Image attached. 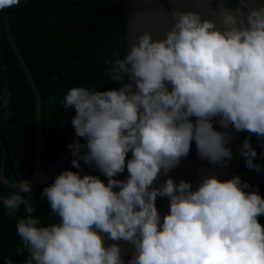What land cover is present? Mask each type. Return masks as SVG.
<instances>
[{"label":"clouds","instance_id":"9594fccd","mask_svg":"<svg viewBox=\"0 0 264 264\" xmlns=\"http://www.w3.org/2000/svg\"><path fill=\"white\" fill-rule=\"evenodd\" d=\"M20 3L0 0V12ZM197 3L205 7H172L162 35L145 30L123 56L113 51L105 74L118 88L66 92L75 171L40 193L56 222L35 214L27 180L0 196L9 216L24 211L15 223L22 264H264L258 186L239 175L220 180L208 167L195 188L170 175L193 144L199 160L226 169L241 133L249 134L238 147L245 167L264 172L251 143L254 135L264 148V0ZM158 198L169 202L163 216Z\"/></svg>","mask_w":264,"mask_h":264},{"label":"trees","instance_id":"16d2710c","mask_svg":"<svg viewBox=\"0 0 264 264\" xmlns=\"http://www.w3.org/2000/svg\"><path fill=\"white\" fill-rule=\"evenodd\" d=\"M11 36L31 73L41 99L43 155L45 169L55 157L68 148L75 136L72 109L62 108L61 101L73 87L109 90L119 85L107 80L106 61L113 51L126 53V15L124 0H21L19 6L6 9ZM8 100L6 108L3 100ZM35 102L30 87L9 47L0 12V142L5 148L3 176L10 182L27 180L32 175L35 159ZM242 133V142L248 138ZM251 143L258 153L256 163L264 167L260 158L264 148L258 147L253 135ZM1 156V151H0ZM72 157L43 186H33L36 215L42 224L56 222L48 217L46 198L41 199L43 187L65 169H71ZM237 175L259 188L264 197V172L245 167L241 157ZM87 174H96L81 162ZM75 171V169H71ZM16 189L0 184V196ZM24 215L20 209L9 216L0 202V264L8 260L22 264V246L15 229L16 218ZM264 225V217L260 218ZM25 255H27L25 253Z\"/></svg>","mask_w":264,"mask_h":264},{"label":"water","instance_id":"95a60500","mask_svg":"<svg viewBox=\"0 0 264 264\" xmlns=\"http://www.w3.org/2000/svg\"><path fill=\"white\" fill-rule=\"evenodd\" d=\"M125 1V15H126V51L129 42H134L137 34L148 30L151 31L155 36H160L163 32L170 26V14L172 7L181 9H200L202 10L205 5L202 3H197V0H176L172 5L169 0H124ZM2 24L4 27V32L6 39L8 41L9 47L12 54L15 56L18 65L30 87V90L34 97L35 109V159L34 167L32 170V175L27 181H29L33 186H43L48 183L57 171L72 157L69 148H66L60 152L55 159L45 168H42V155H43V139H42V115H41V99L39 93L36 89L35 83L28 70L27 65L22 59L19 51L17 50L16 44L11 36L8 13L6 10L1 12ZM84 141L81 140V143ZM242 143V133L237 135L232 143L229 145L233 151L234 158L229 162V167L226 169H213L211 166L207 165L206 162L199 160L195 145L192 146V151L190 155L181 161L179 168L173 170L170 175L171 177L179 181L184 179L185 181H190L195 188L199 182V169L202 167H208L212 175L217 176L220 180L231 179L233 176L237 175L239 168L241 167V156L238 154V147ZM0 184L8 188H14L17 182H10L3 176V168L5 163V148L0 142ZM131 154H129V158ZM127 176L125 172L123 175L116 177L117 179H124ZM103 179V178H102ZM106 182V180H105ZM157 208L161 215H165L169 209V202L167 199L158 198ZM106 243H110L106 240ZM125 251H129V246L123 244Z\"/></svg>","mask_w":264,"mask_h":264}]
</instances>
